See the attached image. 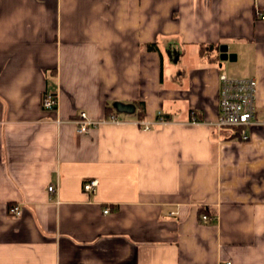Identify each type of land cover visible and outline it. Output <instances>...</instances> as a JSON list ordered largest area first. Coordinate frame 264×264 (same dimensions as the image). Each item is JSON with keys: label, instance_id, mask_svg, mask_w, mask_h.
Segmentation results:
<instances>
[{"label": "crops", "instance_id": "crops-1", "mask_svg": "<svg viewBox=\"0 0 264 264\" xmlns=\"http://www.w3.org/2000/svg\"><path fill=\"white\" fill-rule=\"evenodd\" d=\"M261 14L264 0H0V264H264ZM221 68L257 80L248 140L214 126ZM82 110L120 122L79 133Z\"/></svg>", "mask_w": 264, "mask_h": 264}, {"label": "built area", "instance_id": "built-area-1", "mask_svg": "<svg viewBox=\"0 0 264 264\" xmlns=\"http://www.w3.org/2000/svg\"><path fill=\"white\" fill-rule=\"evenodd\" d=\"M264 18V14H261ZM256 95H257V80L253 77H233L227 70L220 71V95H219V116L214 122V126L223 130L225 128L234 129L239 132L238 138L248 140L250 138L249 127L257 123L256 121ZM59 98L57 93L47 92L43 98V106L46 109H55L58 106ZM160 121L166 122V119L160 113ZM77 124L79 133L89 132L93 127H97L106 122H120L116 115L109 116L107 119H97L88 111L82 110L74 120ZM197 116H193L190 123H199ZM141 125L146 129H150L151 122L140 121ZM99 180L92 178L84 182L83 189L87 193H94L97 190ZM50 191H55L56 186L51 184ZM110 211V207H106L105 212ZM10 212L15 215H20L22 210L19 205L15 204L10 207ZM204 220L211 221L212 217L203 215ZM225 264H232L228 261Z\"/></svg>", "mask_w": 264, "mask_h": 264}, {"label": "trees", "instance_id": "trees-1", "mask_svg": "<svg viewBox=\"0 0 264 264\" xmlns=\"http://www.w3.org/2000/svg\"><path fill=\"white\" fill-rule=\"evenodd\" d=\"M148 47L151 49V50H157V45L156 44H148ZM141 104H143V101H141ZM239 135V132H235L233 134V136H238ZM204 213H208L210 214L213 218H216V213H217V210L216 209H212L210 210V207H206V206H201L199 208V215L201 216V218L203 217V214Z\"/></svg>", "mask_w": 264, "mask_h": 264}, {"label": "water", "instance_id": "water-1", "mask_svg": "<svg viewBox=\"0 0 264 264\" xmlns=\"http://www.w3.org/2000/svg\"><path fill=\"white\" fill-rule=\"evenodd\" d=\"M227 49L228 47L226 45L221 46V58L224 60L233 57V55L228 53Z\"/></svg>", "mask_w": 264, "mask_h": 264}, {"label": "rangeland", "instance_id": "rangeland-1", "mask_svg": "<svg viewBox=\"0 0 264 264\" xmlns=\"http://www.w3.org/2000/svg\"><path fill=\"white\" fill-rule=\"evenodd\" d=\"M223 62L226 63V67H227V68H230L231 65H232V62H231L230 60H227V59H226V60H223ZM236 70H240V68H239V69L236 68L235 71H236ZM228 72H229V71H228ZM225 129H226V128H225Z\"/></svg>", "mask_w": 264, "mask_h": 264}]
</instances>
